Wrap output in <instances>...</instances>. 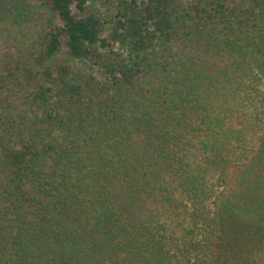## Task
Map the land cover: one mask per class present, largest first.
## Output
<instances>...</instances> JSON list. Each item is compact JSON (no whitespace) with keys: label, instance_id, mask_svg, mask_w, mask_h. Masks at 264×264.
I'll list each match as a JSON object with an SVG mask.
<instances>
[{"label":"trees","instance_id":"16d2710c","mask_svg":"<svg viewBox=\"0 0 264 264\" xmlns=\"http://www.w3.org/2000/svg\"><path fill=\"white\" fill-rule=\"evenodd\" d=\"M0 264H264V0H0Z\"/></svg>","mask_w":264,"mask_h":264},{"label":"rangeland","instance_id":"374dc122","mask_svg":"<svg viewBox=\"0 0 264 264\" xmlns=\"http://www.w3.org/2000/svg\"><path fill=\"white\" fill-rule=\"evenodd\" d=\"M100 7H101V9L104 11L105 8H104V7L102 8V5H101ZM105 7H108V8H109V6H105Z\"/></svg>","mask_w":264,"mask_h":264}]
</instances>
